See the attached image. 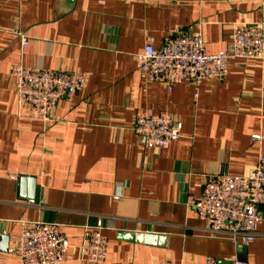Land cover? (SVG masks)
Instances as JSON below:
<instances>
[{
	"label": "crops",
	"instance_id": "crops-1",
	"mask_svg": "<svg viewBox=\"0 0 264 264\" xmlns=\"http://www.w3.org/2000/svg\"><path fill=\"white\" fill-rule=\"evenodd\" d=\"M260 22L264 0H0V264H19L25 223L56 225L71 246L63 264H88L83 236L99 222L104 264H264V205L248 245L210 234L188 205L209 178L246 176L264 155V64L232 59L225 79L170 90L138 59L177 34L225 51ZM15 64L87 83L44 122L19 104ZM145 112L170 114L181 138L142 147L133 123Z\"/></svg>",
	"mask_w": 264,
	"mask_h": 264
},
{
	"label": "built area",
	"instance_id": "built-area-1",
	"mask_svg": "<svg viewBox=\"0 0 264 264\" xmlns=\"http://www.w3.org/2000/svg\"><path fill=\"white\" fill-rule=\"evenodd\" d=\"M23 46L27 45L23 41ZM139 71L148 83L175 85L191 82L200 86L206 81L223 80L228 75L229 61H259L264 64V22L237 27L231 47L215 54L207 52L200 34H177L156 49L152 44L139 56ZM20 105H28L34 116L50 120L57 103L71 100L87 83L82 73L34 70L22 64L11 69ZM133 131L144 148H165L181 138V127L165 112H145L136 117ZM261 135L252 136L260 142ZM188 205L203 221L207 231L231 240L235 245L255 241L262 223L259 208L264 205V155L246 176L219 174L205 183L199 196H190ZM71 246L58 227L45 223H25L16 242L19 264H63ZM83 260L104 264L108 241L102 234V223L87 229L81 245ZM205 264H218L207 259ZM230 264H244L235 260Z\"/></svg>",
	"mask_w": 264,
	"mask_h": 264
},
{
	"label": "water",
	"instance_id": "water-1",
	"mask_svg": "<svg viewBox=\"0 0 264 264\" xmlns=\"http://www.w3.org/2000/svg\"><path fill=\"white\" fill-rule=\"evenodd\" d=\"M227 264H230V263H227Z\"/></svg>",
	"mask_w": 264,
	"mask_h": 264
}]
</instances>
